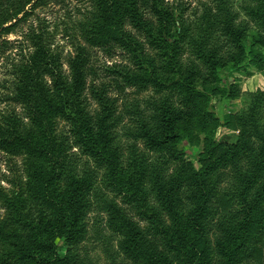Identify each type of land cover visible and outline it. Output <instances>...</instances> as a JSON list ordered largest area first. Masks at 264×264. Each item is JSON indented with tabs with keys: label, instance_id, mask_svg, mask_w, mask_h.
<instances>
[{
	"label": "trees",
	"instance_id": "obj_1",
	"mask_svg": "<svg viewBox=\"0 0 264 264\" xmlns=\"http://www.w3.org/2000/svg\"><path fill=\"white\" fill-rule=\"evenodd\" d=\"M53 1L0 0V63L5 69L0 105L6 106L0 111V151L21 150L40 160L30 182L40 200L34 212L19 188L9 193L0 179V201L13 209L21 232L0 228V236L12 247L0 259L66 264L63 245L87 234L92 204L84 190L93 177L91 169L81 172L68 164L69 147L77 145L90 162L105 169L101 195L113 196L106 207L127 240L122 243L125 249L143 255L148 264H174L142 248L143 223L180 264H213L205 218L213 208L212 176L229 160L227 148L212 137L218 126L205 131L208 137L198 159L189 162L188 179L196 188L190 209L163 211L152 199L153 187L164 192L167 147L192 139L177 123L175 97L183 105L205 103L208 94L195 86L197 70L218 73L225 65L246 59L247 51L251 53L244 44L247 28L237 24L227 0H211L193 20L170 0H89L82 17L67 31L72 50L65 53L47 22L39 18L38 9ZM143 1L155 20L147 15ZM238 7L252 20L254 32H261L256 41L264 44V0H243ZM11 34L17 37L6 38ZM95 50L122 55L120 61L104 67L106 77L139 92L149 91L144 100L124 101L122 106L140 119L136 138L155 159L148 160L149 154L138 151L136 143L130 144L137 149L128 162L115 144L123 111L110 81L89 78ZM259 68L264 70V60ZM251 109L249 166L237 173L236 210L224 230L227 239L216 245V264H238L241 252L264 223V92L253 100ZM24 117L39 129L37 135L25 132Z\"/></svg>",
	"mask_w": 264,
	"mask_h": 264
},
{
	"label": "rangeland",
	"instance_id": "obj_2",
	"mask_svg": "<svg viewBox=\"0 0 264 264\" xmlns=\"http://www.w3.org/2000/svg\"><path fill=\"white\" fill-rule=\"evenodd\" d=\"M210 1L170 0L173 6L186 10L188 20H193L202 14L205 10L204 5ZM242 1L227 0V3L234 9L237 24H243L247 28L244 44L248 50L251 49V53L247 51L246 59L243 58L239 64L229 63L218 73H209L203 69L197 70L195 86L208 94L205 103L195 101L183 105L179 103L180 97H175L179 109L177 123L180 127L187 129L192 135V139L191 142L184 140L167 147L168 157L166 158L169 162L164 165V192L160 193L156 187H153L154 195H152L154 203L163 211L172 207L185 212L192 207V195L196 188L191 186L188 179L191 167L189 162L198 159L197 155L207 141L208 136L205 131H210L213 127L218 126L212 137L213 140L222 143L227 148L229 160L212 176V180L215 182L211 185L212 188H215L212 194L213 208L205 218L206 241L213 252V264L219 260L215 253L216 245L219 241L227 239L224 230L231 224L233 211L236 210L234 192L237 173L249 166L247 151L249 145L252 144L253 137L249 133L248 114L252 110L253 100L264 92V70L259 68V61L264 60V44L256 41L261 32L260 34L254 32L255 25L252 24V20L246 18L245 12L238 7ZM247 1L251 3L252 0ZM143 5L146 6L149 18L155 20V16L149 12L148 2L143 1ZM88 6L89 0H54L47 7L38 9L39 18L47 22L49 30L55 34L56 43L65 48V53L72 50L70 40L66 37L67 31L71 30L74 21L82 17V12ZM16 37L15 34L6 36L11 40ZM252 58L257 60L252 61ZM121 59V54L114 55L111 50H95L93 69L89 78L110 81L113 95L119 98L120 111L123 112L118 124L115 144L125 153L128 162L133 157L134 149L137 148L138 151L147 152L150 158L148 160H152L155 159L153 153H149L145 144L136 138L138 137L140 119L137 115L130 113V110H123L122 106L124 101L132 103L135 99L144 100L150 95L149 91L139 92V88L127 87L120 80H114L104 74L106 65H111L115 60L120 61ZM4 70L0 63V80L4 78ZM5 108L4 104L0 105V111ZM18 110L21 109L18 108ZM23 125L25 132L37 135L39 129L28 117H24ZM155 131L157 132V129ZM136 143L137 148L131 149L130 144ZM69 149L68 164L77 167L81 172L91 169L93 179L90 186L84 190L92 204L88 215V232L83 238L63 245L66 264H148L143 255L132 254L122 245L127 240H124L123 233L116 225L118 221L112 220L106 207L107 202L113 196L108 192H105V196L101 195L103 192L101 180L105 169L98 168L95 163L90 162V159L80 151L79 146H71ZM184 151H186L185 155L182 154ZM39 162L38 157L27 154L25 151H0V179L4 180L2 186L9 193L19 188L21 198L26 202V206L31 212H34L40 204L30 183L34 178L35 166ZM64 183V181L61 182L58 188L63 189ZM165 199L168 203H165ZM109 209L111 210V207ZM128 211L130 212L129 209ZM135 219L139 220L138 217ZM141 226L139 240L143 249L154 253V256L159 259L163 258L170 263L180 264L173 254L162 249L159 240L147 232L143 223ZM0 228L5 232L21 233L16 222L15 212L1 201ZM59 245H62V242H59ZM11 248L8 241L0 236V257L6 255ZM0 264H29V262L0 259ZM238 264H264V223L258 228L253 240L251 239L241 252Z\"/></svg>",
	"mask_w": 264,
	"mask_h": 264
}]
</instances>
